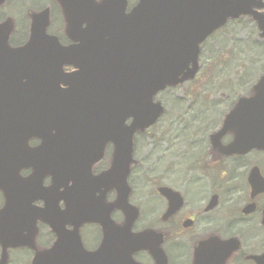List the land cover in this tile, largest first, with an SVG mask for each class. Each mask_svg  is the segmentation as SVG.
Returning <instances> with one entry per match:
<instances>
[{"label":"flooded vegetation","instance_id":"af4514ba","mask_svg":"<svg viewBox=\"0 0 264 264\" xmlns=\"http://www.w3.org/2000/svg\"><path fill=\"white\" fill-rule=\"evenodd\" d=\"M137 2L130 0L129 6ZM48 7L47 33H59L62 44L71 45L64 26L55 28L56 9L64 20L54 0H0V24L12 26L8 44L3 43L7 28L0 33V262L259 264L256 259L264 257V148L227 155L223 148L232 134L223 135L221 146L212 141L223 120L216 129H182L197 133L168 145L163 154L170 159L161 158L159 172L151 171L153 150L137 140L151 131L138 133L135 162L124 184L128 212L117 205L118 173L107 177L113 141L72 136L66 116L63 146L56 145L60 118L46 100L54 89L53 45L23 50L32 13ZM16 9L25 12L24 27ZM62 71L75 74L80 67L63 64ZM68 87L60 84L62 90ZM230 240L237 248L226 257ZM104 242L110 249L99 251Z\"/></svg>","mask_w":264,"mask_h":264},{"label":"water","instance_id":"95a60500","mask_svg":"<svg viewBox=\"0 0 264 264\" xmlns=\"http://www.w3.org/2000/svg\"><path fill=\"white\" fill-rule=\"evenodd\" d=\"M64 15L66 35L74 42L63 46L46 31L50 8L31 15L32 45L51 44L54 61L50 68L54 86L46 100L54 108L55 143L63 146L70 118V134L85 140L113 141L116 153L109 173H119L125 183L132 162L134 134L153 125L164 107L154 102L158 91L195 77L199 70L200 45L229 19L249 15L264 38L263 0H139L126 12L128 0H55ZM84 24H86L84 26ZM7 28L8 44L12 26ZM0 38V43H2ZM63 64L80 67L75 74L62 71ZM60 84L70 85L60 89ZM133 118L130 125L127 119ZM232 133L226 154H241L264 148V75L251 96L239 98L227 113L212 141L221 146L223 135ZM121 174V175H120ZM111 179V176H108ZM232 242L228 257L237 248ZM226 242V243H228ZM105 244L100 251H107ZM264 264V257L256 259Z\"/></svg>","mask_w":264,"mask_h":264},{"label":"rangeland","instance_id":"374dc122","mask_svg":"<svg viewBox=\"0 0 264 264\" xmlns=\"http://www.w3.org/2000/svg\"><path fill=\"white\" fill-rule=\"evenodd\" d=\"M16 12L18 22L24 27L25 12L20 9H16ZM59 14L56 9V29L62 25V20L60 23L58 19ZM21 36H24V30L21 31ZM258 39V29L249 18L229 23L203 45V71L197 81L199 84L188 82L158 94L157 99L166 106V113L150 129L151 135L137 139L142 146L145 144L154 152L149 160L151 171L159 172L162 157L170 159L163 154L168 145H175L184 138L190 139L197 133H183L182 129H216L231 108L232 102L247 94L250 86L264 74V44ZM229 52L233 54L229 55ZM219 56L224 58V70L220 74L212 67L213 61ZM244 81L249 83L243 85Z\"/></svg>","mask_w":264,"mask_h":264},{"label":"trees","instance_id":"16d2710c","mask_svg":"<svg viewBox=\"0 0 264 264\" xmlns=\"http://www.w3.org/2000/svg\"><path fill=\"white\" fill-rule=\"evenodd\" d=\"M233 53L229 52V55H232ZM219 62H215L216 66L223 67L224 66V58L221 56L218 58ZM215 68V67H214Z\"/></svg>","mask_w":264,"mask_h":264}]
</instances>
